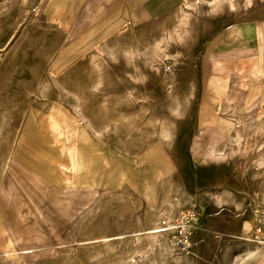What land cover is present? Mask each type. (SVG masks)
<instances>
[{
	"label": "rangeland",
	"instance_id": "374dc122",
	"mask_svg": "<svg viewBox=\"0 0 264 264\" xmlns=\"http://www.w3.org/2000/svg\"><path fill=\"white\" fill-rule=\"evenodd\" d=\"M38 8L0 0V264H247L263 251L264 120L259 101L244 110L258 67L223 46L247 24L264 40V0H194L104 41L102 66L95 39L61 50L64 18ZM56 104L82 136L64 129L80 165L64 155L54 184L35 164L55 168L37 127L56 129Z\"/></svg>",
	"mask_w": 264,
	"mask_h": 264
},
{
	"label": "crops",
	"instance_id": "0c3cea01",
	"mask_svg": "<svg viewBox=\"0 0 264 264\" xmlns=\"http://www.w3.org/2000/svg\"><path fill=\"white\" fill-rule=\"evenodd\" d=\"M21 1H24L25 5L34 4L36 9L39 7L37 10L39 13L43 12V14H47L54 0ZM193 2L194 0H55V3L63 8L61 18L69 17L67 15L68 10H71L72 13L74 12L71 27L67 31H64L66 41L62 45L61 50L72 46L81 41V39H84L86 42L95 39L96 43L92 44L91 51H93L104 41L115 36L120 31L127 30L133 26L154 23L173 15ZM262 29L261 24H247L240 30L241 38L238 37L235 40V44L223 46L225 52L228 53H234L235 51L243 52L239 57L243 60V64L245 63L247 66L253 65L250 72L253 71L254 65H257L259 75L257 76L258 79H256L258 81H264V75H262L264 72V40ZM86 133L84 137L87 140L91 142L92 139L96 140L95 135L92 136L88 132ZM38 160L41 161V159ZM52 170L56 173L58 172L56 168L47 169L53 178L52 180H54V184L59 181L62 182L63 180H60V178L55 181L56 176H52ZM58 171L60 174L61 170Z\"/></svg>",
	"mask_w": 264,
	"mask_h": 264
},
{
	"label": "bare ground",
	"instance_id": "6f19581e",
	"mask_svg": "<svg viewBox=\"0 0 264 264\" xmlns=\"http://www.w3.org/2000/svg\"><path fill=\"white\" fill-rule=\"evenodd\" d=\"M187 4V3H186ZM54 8V9H53ZM62 13H63V8L58 5L57 3H55V0L52 2L51 4V9H49L48 11V15L49 17L51 18H61L62 17ZM74 13V12H73ZM73 13L71 12V10H68L67 11V15L69 17H64V23L62 22V28L64 31H67L70 27H71V23H72V20H73ZM184 18V17H183ZM62 20V18H61ZM62 20V21H63ZM248 35V34H247ZM232 36V35H231ZM263 41V40H262ZM263 45V44H262ZM253 48V47H252ZM94 53L93 55V59L98 63V65H101L102 66V61L104 60V57H103V49L101 46L97 47L95 50L92 51ZM91 52V53H92ZM222 54V53H220ZM47 64V63H46ZM264 64V63H263ZM221 65V64H220ZM227 67V66H226ZM218 68V66H217ZM264 68V67H263ZM213 69V65H212V68ZM224 69V68H223ZM214 70V69H213ZM221 73V72H220ZM223 73V72H222ZM259 71L256 73V74H253L255 79L253 81H249L247 82L245 88L249 87V90L247 91V95L244 97V103H245V109H248L255 101H259V103L261 104V108L260 110L257 112L256 114V122L258 121H261V120H264V81H258L257 79V76L259 75L258 74ZM251 78V77H250ZM257 78V79H256ZM249 79V78H248ZM252 79V78H251ZM244 85V84H243ZM226 85H223V86H220V90H219V99L220 98H226L227 96V91H226ZM247 90V89H246ZM129 92V97H130V91ZM134 93V92H133ZM127 94V93H126ZM127 95V96H128ZM126 98V96H124ZM108 98V97H107ZM131 98V97H130ZM122 99V98H121ZM127 99V98H126ZM133 99V97H132ZM137 99V98H136ZM141 99V97H140ZM147 99V98H146ZM119 100V99H118ZM124 100V99H122ZM120 100V101H122ZM135 100V99H134ZM144 100V99H143ZM243 100V99H242ZM142 102V101H141ZM145 103V102H144ZM226 103H229V101H227ZM243 105V104H242ZM53 108L51 110V115H50V119L51 121H55V127H56V134H51L50 137H49V134L52 130L54 129H49V126H47L45 124V122H41V124L37 127V131H39L40 133L42 132L41 134V137L46 140L49 144V147H50V151H48L45 155H44V158H46L50 163H52L55 168H61L63 167V163H64V159H63V156L65 155L66 157H70L71 160H72V167H73V170L77 169L80 165V158H79V148L77 147V151H75V149H72L71 146L67 147V145L65 144V141H64V133L65 131L67 130L68 131V134L73 138L75 139V141L79 143L80 145V142H81V136H82V126H81V122L76 118L70 116L69 114L67 113H64L63 110L61 111V108L60 106L58 107V105H52ZM259 108V106H258ZM58 109V110H56ZM77 122V123H74V122ZM128 121V120H127ZM79 122V123H78ZM255 122V124H256ZM80 124V125H78ZM161 126V125H160ZM147 127V126H146ZM149 127V126H148ZM154 127V125H153ZM152 127V128H153ZM162 127V126H161ZM160 127V128H161ZM134 128V126H133ZM136 128V127H135ZM65 129V131H64ZM154 129V128H153ZM58 130H60V137H58L57 135V132ZM64 131V132H63ZM135 131V130H134ZM137 131V130H136ZM144 131V130H143ZM154 131V130H153ZM161 131H164V130H161ZM125 132V131H124ZM132 132V131H131ZM130 132V134H131ZM145 132V131H144ZM155 132V131H154ZM235 136L237 138H240L241 137V133H242V125L241 123L238 124L236 127H235ZM142 134V133H141ZM152 134V133H151ZM146 135V134H145ZM149 135V133H148ZM147 135V137H148ZM163 135V134H162ZM56 136V137H54ZM77 136H79L77 138ZM129 136V135H128ZM150 137V136H149ZM163 138H165V136L163 135L162 136ZM78 139V140H77ZM78 145V146H79ZM43 156V154H42ZM18 158V157H16ZM38 163V162H37ZM35 164L36 165V168L39 169V173L42 174V176L47 179V180H50V179H53L50 175V173H48L47 169H49V165L46 164L45 160H44V163L41 162V164ZM71 167V168H72ZM35 168V167H34ZM32 169V168H31ZM54 171V170H53ZM72 178V177H71ZM75 178V177H74ZM59 180V178H55V181ZM51 181V180H50ZM54 181V180H52ZM164 210V208H163ZM162 211V210H161ZM161 233H164L162 231H156L154 233H152L153 235L150 236V238H157V237H160L162 234ZM151 234V233H150ZM149 235V234H146V236ZM138 236V235H137ZM145 236V237H146ZM81 237V236H80ZM117 237V236H115ZM149 237V236H148ZM104 238V237H103ZM147 238V237H146ZM80 239V238H79ZM119 239V238H118ZM117 239V240H118ZM138 239V238H137ZM136 239V241H137ZM140 239V238H139ZM152 240V239H151ZM106 242V241H105ZM109 242V241H107ZM152 242V241H151ZM90 244V243H89ZM91 245V244H90ZM149 247V246H148ZM248 262V261H247ZM247 264H264V250L263 251H259L256 255H254V257L252 258L251 261H249Z\"/></svg>",
	"mask_w": 264,
	"mask_h": 264
}]
</instances>
